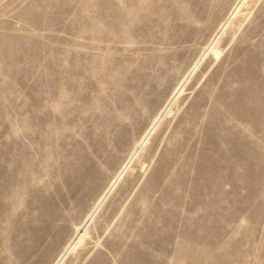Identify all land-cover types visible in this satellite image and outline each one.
Instances as JSON below:
<instances>
[{
    "label": "rangeland",
    "instance_id": "1",
    "mask_svg": "<svg viewBox=\"0 0 264 264\" xmlns=\"http://www.w3.org/2000/svg\"><path fill=\"white\" fill-rule=\"evenodd\" d=\"M238 1L0 0V264H54ZM239 9L62 264H264V0Z\"/></svg>",
    "mask_w": 264,
    "mask_h": 264
},
{
    "label": "bare ground",
    "instance_id": "2",
    "mask_svg": "<svg viewBox=\"0 0 264 264\" xmlns=\"http://www.w3.org/2000/svg\"><path fill=\"white\" fill-rule=\"evenodd\" d=\"M246 0H239L237 5L234 7L232 12L230 13L228 20L225 21L217 30L214 37L212 38L211 42L204 48L203 53L197 63L194 65V67L191 69L190 73L184 78V80L177 86V88L172 93L170 99L167 101L164 108L159 113L158 117L151 123V125L148 127V129L145 131L144 135L142 136L141 140L139 141L138 145L135 148L134 153L130 157L129 161L122 167L116 178L111 182L109 187L105 190L103 195L99 198L97 203L94 205V207L91 209V211L87 214L86 219L84 222L76 228V232L74 236L68 241V243L63 248L61 254L58 256L54 264H62L65 260L66 256L74 252L86 239V236L88 235V227L89 224L94 220L97 211L99 210V207L103 203V201L107 198V196L110 194V191L115 187V185L119 182L121 177H123L124 173L128 171V168L130 167V163L133 160L135 156H137L138 152L141 151L142 147L147 144V141L149 140L150 135L154 132L156 127L159 125L160 121L164 119L165 116H167L171 112L172 105L177 101L179 96L184 91V85L187 82V80L190 78V76L195 72V70L200 65L201 61L205 59L209 54H214L215 57H220V54L222 51L218 48L219 40L221 39V36L225 33L226 29L228 28L229 23L231 22L234 17H236L237 14L240 13L239 6L243 2L245 3ZM239 9V10H238ZM230 21V22H229ZM148 94V90L144 89V91L141 94V98H144ZM140 100V99H139ZM134 103V102H133ZM133 106V105H132ZM134 107V106H133ZM121 126V123L120 125ZM118 138V137H117Z\"/></svg>",
    "mask_w": 264,
    "mask_h": 264
}]
</instances>
